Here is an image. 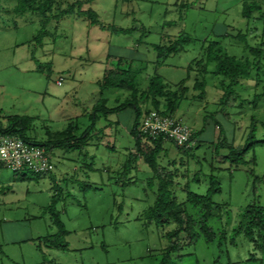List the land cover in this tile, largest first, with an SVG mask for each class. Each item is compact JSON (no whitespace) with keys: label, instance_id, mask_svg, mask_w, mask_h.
<instances>
[{"label":"rangeland","instance_id":"obj_1","mask_svg":"<svg viewBox=\"0 0 264 264\" xmlns=\"http://www.w3.org/2000/svg\"><path fill=\"white\" fill-rule=\"evenodd\" d=\"M53 1V14L81 1L84 10L96 12L99 22L93 24L78 14L52 18L47 26L50 34L39 43L35 37L43 16L38 12L17 14V0H0L3 123L10 114L29 115L32 121L27 135L37 133L46 138L47 130L62 129L68 115L82 113L96 100L95 80L107 69L130 67L141 91L147 89L151 76L160 75L173 90L181 82L188 87L187 98L175 115L199 133L200 146L192 155L171 144L168 157L162 154L160 158L161 165L177 175L174 190L178 200L186 199L187 184L192 191L206 193L214 175L221 184L214 200L228 205L235 220L248 204L264 205V81L257 85L255 79L245 80L233 97H225V78L214 73L215 64H209L206 73L200 72L206 46L212 41L238 59L252 58L245 43L255 46L264 42V23L258 14L251 19L242 15L244 2L250 0ZM182 3L188 5L181 8ZM182 33L191 39L178 52L159 59L154 45L169 44ZM239 34L246 35V42ZM201 75L206 80V94L198 98L194 84ZM61 77L63 81L58 84ZM117 92L122 97L127 93ZM254 120L256 143L245 156L253 162L234 164L224 157L230 150L221 143L245 145ZM80 122L83 130L90 120L82 117ZM122 122L123 129L118 128L111 137L100 134L90 140L88 159L78 152H67L65 164H58L57 157L64 151L54 150L57 182L72 194L57 205L68 230L63 237L66 248L44 247L42 254L36 247L40 237L57 232L45 211L53 195V180L49 176L36 179L32 173L23 178L21 173L15 175L11 169L0 167V264L160 262L167 239L155 224H145L144 217L155 200L157 183H149L152 171L142 157H135L132 166L127 163L135 142L125 129L130 127L129 115L125 113ZM99 123L98 130L108 122L102 118ZM145 139L143 148H151V140ZM93 155L94 161L90 159ZM62 166L72 170L66 178L61 175ZM224 247L201 239L175 252L172 261L264 264V251H257L252 259L253 244L243 236L237 246Z\"/></svg>","mask_w":264,"mask_h":264},{"label":"trees","instance_id":"obj_2","mask_svg":"<svg viewBox=\"0 0 264 264\" xmlns=\"http://www.w3.org/2000/svg\"><path fill=\"white\" fill-rule=\"evenodd\" d=\"M53 4V0H17L14 7V12L17 14L38 12L43 16L42 27L35 37L39 43H43V40L50 34L47 26L52 18L60 19L67 15L78 14L89 18L93 24L99 22L96 12L84 10L81 1L70 4L56 14L52 13ZM187 5L186 3L180 4L181 8ZM256 13L258 14L257 17L264 23V2H260L259 0L245 1L242 12L243 17L251 19L255 17ZM119 31L128 30L121 29ZM239 36L242 42H246L247 37L245 34H239ZM190 39L188 34L182 33L169 44L154 45V49L160 59V57H164L166 54L178 52L181 46ZM245 44V49L250 53L252 58L243 57L238 59L231 56L220 43L215 41L206 46V59L202 60V68L199 71L206 73L207 66L214 63L216 67L214 73L225 78L224 82H222V86L225 88V97H233L236 94V87L245 80L255 79L257 85L261 79L264 81V42L255 46ZM136 76V73L130 67L123 69L116 67L105 71L99 82L102 91L107 89L128 90L131 92L132 97L115 108L107 106L106 98L101 99L92 109L89 125L82 131L80 124L76 120H73L62 130L55 132L47 130L46 138L41 139L37 133L30 136L27 135L32 121L31 116L12 115L9 117L6 126L0 120V133L17 135L25 142L43 146L51 157L53 156V150L57 147L67 148L72 151L79 150L81 152L93 137L100 135V131L97 130V122L100 119L107 117L112 111H122L132 108L134 110L135 121L130 133L135 142L133 147L135 153H130V160L127 163L129 166H132V160L135 157H142L143 161L152 171L149 183H157L155 200L144 212V217L145 224H155L158 229L162 230L167 239L168 244L158 264H173L172 255L175 252H180L186 246L196 245L201 239H204L208 244L216 242L219 247L225 246L224 248H226L227 246H237L238 239L241 236L253 244L254 252L250 253V256L252 259H255L258 255L257 251H264V205L255 202L248 204L241 209L238 218L235 220L228 205L214 200V196L221 192L220 181L214 175L211 176L206 193L192 191L188 188L187 184L185 187L186 199L179 201L174 190V185H176L175 176L177 175L160 163V158H162V154L166 151L164 148L165 141H171L172 144H175L174 141L166 140L162 137L154 140L150 139L152 147L143 148L145 138L147 137L141 135L138 131V126L143 116L150 110H157L163 114L176 117L175 110L179 107L181 101L187 98L188 87L181 82L177 86V89L173 90L160 75H154L149 78L147 89L141 91L136 82ZM194 89L199 91L197 94L198 98L205 96L206 80L203 75L196 80ZM146 101L149 102V107L143 110L141 104ZM255 122L256 120L253 122V129L247 142L242 147H234L226 142L221 143L222 146L228 147L230 150L229 154L224 157L229 158L234 164H252L253 160H246L245 156L250 147L256 143L254 139ZM218 126L220 127L219 124ZM198 136L199 133L197 131L192 132L193 140L197 139ZM261 141L264 142V140ZM176 147L186 152V154L193 153V150L196 148L193 146L187 149L177 145ZM0 167L5 166L0 165ZM17 173H21L23 178L32 173V177L39 179L47 176L50 170L48 172H34L29 169L14 171L15 175ZM71 195L68 190L65 192L63 187L57 182L53 184V195L45 211L49 213L52 224L57 227V232L39 238L37 249L42 254L44 253V247L66 248L67 246L63 237L68 233V230H66L65 224L61 219V213L57 205L62 199Z\"/></svg>","mask_w":264,"mask_h":264},{"label":"built area","instance_id":"obj_3","mask_svg":"<svg viewBox=\"0 0 264 264\" xmlns=\"http://www.w3.org/2000/svg\"><path fill=\"white\" fill-rule=\"evenodd\" d=\"M62 81L63 78H59L58 84ZM138 131L151 140L162 137L187 149L194 145L193 131L187 124L175 116L157 110H150L143 116ZM51 159L45 147L25 142L17 135L0 133V165L13 172L23 169L48 172L51 168Z\"/></svg>","mask_w":264,"mask_h":264},{"label":"crops","instance_id":"obj_4","mask_svg":"<svg viewBox=\"0 0 264 264\" xmlns=\"http://www.w3.org/2000/svg\"><path fill=\"white\" fill-rule=\"evenodd\" d=\"M110 69H114V68H110ZM108 70V69H107ZM105 73V72H104ZM103 73V74H104ZM102 77H103V75L101 76V77H98L96 80H95V85H96V88H95V92H96V94H94L93 96H95L96 97V100L95 101H91V102H89V107H88V109H86L85 111H83L82 113H80V114H76L75 116H67L66 118H68V123H67V125L70 123V122H73V120L74 119H76V121L79 123V124H82L81 122H80V118H82V117H87L88 119H89V117H90V114H91V112H92V109H93V107L95 106V104H97L101 99H103V98H106L107 99V106L108 107H110V108H115V107H117L119 104H121L122 102H124V101H126V100H128V99H130L132 96H131V92L130 91H128V90H125V91H127V93L122 97V96H120L119 94H118V92H117V90H115V89H107V90H101V87H100V84H99V82H100V80L102 79ZM163 78V77H162ZM146 90V89H145ZM114 92L113 94H111V92ZM120 91V90H119ZM142 91H144V90H142ZM108 92V95H106V93ZM94 92H92V94H93ZM125 99L124 101H122V99ZM111 102H114V103H117L115 106H111V105H109ZM141 106H143L144 107V109H148V107H149V102L148 101H146V102H142V104H141ZM127 114V115H129V119H130V124H129V126L130 127H125V129H127V131H129V133L131 132V128H132V126H133V124H134V121H135V115H134V110L132 109V108H127V109H125V110H122V111H112V113H110L109 115H107V117H103L108 123L107 124H104L102 127H100L99 128V130L98 131H100V134H103L104 136L106 135L107 137H111L112 136V133L114 132V131H117L118 130V128H121V129H123L122 127L124 126L123 125V122H122V120H123V115L124 114ZM12 115H24V114H10V115H8L6 118H7V120H6V122L5 123H3V121H1L2 122V124L4 125V126H6L7 124H8V121H9V117L10 116H12ZM112 115H114V116H112ZM112 117H114V119L115 120H112ZM109 118H111V120L109 119ZM1 120V119H0ZM101 120V119H100ZM100 120L97 122V128H98V125L100 126ZM67 125L65 126V127H63L62 129H64V128H66L67 127ZM83 125V124H82ZM89 124H87L85 127H84V129L88 126ZM80 127H82L81 125H80ZM115 128V129H114ZM62 129H59V130H62ZM83 129V130H84ZM114 129V130H113ZM58 130V131H59ZM81 130H82V128H81ZM193 131H195L194 129H192ZM109 132V133H108ZM131 134V133H130ZM98 137H100V135L98 136ZM40 138V137H39ZM41 139H45V138H41ZM91 143L89 142V144H87L86 146H85V148L83 149V150H81V152L79 151V150H76V151H72V150H70V149H67V148H63V147H57V148H55L54 150H62V151H64V152H61L62 154H60V155H58V164H65V163H63V160H66V158H67V156L65 155L67 152H78L79 154H80V156H83L84 157V159H88L89 158V154H88V151H87V146H89ZM172 144V142L171 141H165V143H164V148L166 149V151H165V153H163L164 155L163 156H165L166 158L168 157V155H167V152L169 151V149H170V145ZM194 147H198V146H200V143H199V136H198V138L197 139H194V145H193ZM195 148V149H196ZM194 149V150H195ZM54 150H53V156H52V161H51V168H50V173L47 175V176H49L52 180H53V184L55 183V182H57V178L55 177V174H56V167H57V163H56V161H55V156H56V154H54ZM132 152L134 153L135 151H134V149L132 150ZM90 159H92V161H94L95 159H96V157L93 155ZM71 160V159H70ZM91 161V162H92ZM90 162V163H91ZM63 167V170H62V173H61V175L63 176V178H66V176H68L69 174H70V171H72L70 168H68L67 166H62ZM27 177H29V175H27ZM79 182H81L80 184H82L83 182L82 181H79ZM58 183V182H57ZM36 247H37V244H36Z\"/></svg>","mask_w":264,"mask_h":264}]
</instances>
